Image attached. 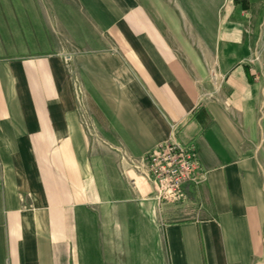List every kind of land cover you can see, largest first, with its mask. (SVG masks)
<instances>
[{"label": "crops", "instance_id": "0c3cea01", "mask_svg": "<svg viewBox=\"0 0 264 264\" xmlns=\"http://www.w3.org/2000/svg\"><path fill=\"white\" fill-rule=\"evenodd\" d=\"M71 3L0 0V264H256L264 90L243 51L218 49L209 97L143 3ZM171 138L206 180L161 225L119 160Z\"/></svg>", "mask_w": 264, "mask_h": 264}, {"label": "rangeland", "instance_id": "374dc122", "mask_svg": "<svg viewBox=\"0 0 264 264\" xmlns=\"http://www.w3.org/2000/svg\"><path fill=\"white\" fill-rule=\"evenodd\" d=\"M136 1L157 19L177 55L209 97L217 93L223 81L224 74L218 68V49L223 48L227 55H232L235 47L243 51L239 52L241 59L250 62L264 90V0ZM243 1L246 9L241 7ZM66 2L72 5L71 0ZM73 71V66L68 68L69 79L75 82ZM260 105L264 109V101ZM261 167L264 172V156ZM128 175L140 177L132 172ZM256 264H264V250Z\"/></svg>", "mask_w": 264, "mask_h": 264}, {"label": "built area", "instance_id": "2783aa9c", "mask_svg": "<svg viewBox=\"0 0 264 264\" xmlns=\"http://www.w3.org/2000/svg\"><path fill=\"white\" fill-rule=\"evenodd\" d=\"M76 91L80 93V88L77 87ZM84 124L88 129L87 122ZM119 162L122 172L133 185L134 179L128 175L129 172L138 174L149 186L148 197L159 214L161 225L174 219L167 211L186 209L192 190L206 180L192 143L175 138L138 157L121 151Z\"/></svg>", "mask_w": 264, "mask_h": 264}, {"label": "bare ground", "instance_id": "6f19581e", "mask_svg": "<svg viewBox=\"0 0 264 264\" xmlns=\"http://www.w3.org/2000/svg\"><path fill=\"white\" fill-rule=\"evenodd\" d=\"M136 183H137L139 186H142V187H144V184H145V182H144V180H143L142 178H137V179H136Z\"/></svg>", "mask_w": 264, "mask_h": 264}, {"label": "trees", "instance_id": "16d2710c", "mask_svg": "<svg viewBox=\"0 0 264 264\" xmlns=\"http://www.w3.org/2000/svg\"><path fill=\"white\" fill-rule=\"evenodd\" d=\"M235 1H238V0H235ZM243 3H244V1L242 2L241 7L244 8V9H246L247 6L244 5ZM202 110H203V107H199V108H198V111L196 112V114H197L199 111H202Z\"/></svg>", "mask_w": 264, "mask_h": 264}]
</instances>
